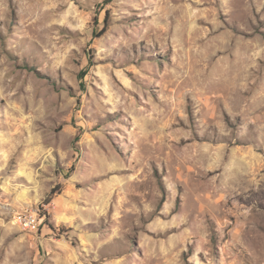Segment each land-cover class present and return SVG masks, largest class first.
I'll list each match as a JSON object with an SVG mask.
<instances>
[{"label":"rangeland","instance_id":"374dc122","mask_svg":"<svg viewBox=\"0 0 264 264\" xmlns=\"http://www.w3.org/2000/svg\"><path fill=\"white\" fill-rule=\"evenodd\" d=\"M0 264H264V0H0Z\"/></svg>","mask_w":264,"mask_h":264},{"label":"built area","instance_id":"2783aa9c","mask_svg":"<svg viewBox=\"0 0 264 264\" xmlns=\"http://www.w3.org/2000/svg\"><path fill=\"white\" fill-rule=\"evenodd\" d=\"M16 223L24 230L35 231L39 227L37 216L28 213H18L15 217Z\"/></svg>","mask_w":264,"mask_h":264}]
</instances>
